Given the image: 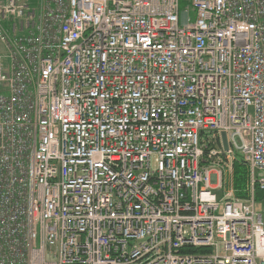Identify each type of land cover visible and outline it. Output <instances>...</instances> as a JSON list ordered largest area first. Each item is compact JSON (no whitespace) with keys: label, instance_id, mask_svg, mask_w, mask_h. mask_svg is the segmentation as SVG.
<instances>
[{"label":"built area","instance_id":"2783aa9c","mask_svg":"<svg viewBox=\"0 0 264 264\" xmlns=\"http://www.w3.org/2000/svg\"><path fill=\"white\" fill-rule=\"evenodd\" d=\"M0 48V264H264V0H0Z\"/></svg>","mask_w":264,"mask_h":264},{"label":"trees","instance_id":"16d2710c","mask_svg":"<svg viewBox=\"0 0 264 264\" xmlns=\"http://www.w3.org/2000/svg\"><path fill=\"white\" fill-rule=\"evenodd\" d=\"M247 182V170L242 162L236 158L233 162V186L235 188L236 196L240 198L245 197V187ZM264 194L257 191L256 201L263 198Z\"/></svg>","mask_w":264,"mask_h":264},{"label":"rangeland","instance_id":"374dc122","mask_svg":"<svg viewBox=\"0 0 264 264\" xmlns=\"http://www.w3.org/2000/svg\"><path fill=\"white\" fill-rule=\"evenodd\" d=\"M231 180H230V185H231V188L234 190V192L236 191L235 190V188H234V186H233V164H232V166H231ZM214 193L217 195V196H221L222 195V192H220V191H214ZM236 193V192H235ZM258 205L260 206V210H261V212H262V214H263V219H264V197L263 198H261V199H259L258 200Z\"/></svg>","mask_w":264,"mask_h":264},{"label":"water","instance_id":"95a60500","mask_svg":"<svg viewBox=\"0 0 264 264\" xmlns=\"http://www.w3.org/2000/svg\"><path fill=\"white\" fill-rule=\"evenodd\" d=\"M221 137H222V142H223L224 150H226L227 149V145H226L225 135L222 134Z\"/></svg>","mask_w":264,"mask_h":264},{"label":"crops","instance_id":"0c3cea01","mask_svg":"<svg viewBox=\"0 0 264 264\" xmlns=\"http://www.w3.org/2000/svg\"><path fill=\"white\" fill-rule=\"evenodd\" d=\"M0 51H1V48H0Z\"/></svg>","mask_w":264,"mask_h":264}]
</instances>
